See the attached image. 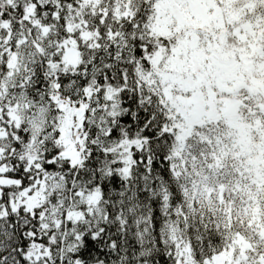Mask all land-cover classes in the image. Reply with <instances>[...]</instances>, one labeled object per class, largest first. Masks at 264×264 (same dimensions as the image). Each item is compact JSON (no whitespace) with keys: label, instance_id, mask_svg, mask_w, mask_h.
Masks as SVG:
<instances>
[{"label":"snow or ice","instance_id":"obj_1","mask_svg":"<svg viewBox=\"0 0 264 264\" xmlns=\"http://www.w3.org/2000/svg\"><path fill=\"white\" fill-rule=\"evenodd\" d=\"M0 264H264V0H0Z\"/></svg>","mask_w":264,"mask_h":264}]
</instances>
